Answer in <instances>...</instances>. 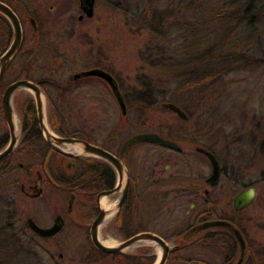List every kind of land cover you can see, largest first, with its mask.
<instances>
[{"label": "rangeland", "instance_id": "rangeland-1", "mask_svg": "<svg viewBox=\"0 0 264 264\" xmlns=\"http://www.w3.org/2000/svg\"><path fill=\"white\" fill-rule=\"evenodd\" d=\"M3 1L12 4L19 15L24 43L0 85V137L6 135L10 139L2 107L4 91L11 82L27 78L29 74L53 81L43 85L44 107L48 126L59 136L80 132L91 141L112 146L109 137L113 127L118 128L120 123H125L129 131L117 134L122 141L134 138L139 132L161 133L163 138L173 139L183 150L172 151L149 142L134 145L129 151L128 161L135 174L142 173L145 168L163 170L166 165L173 166L178 177V184L173 188L187 189L192 182L198 181L196 173H201V177L212 174L209 160L197 154V145L214 152L220 161L221 176L216 185H210V194L206 195L208 202L203 191L200 199L171 196L161 201L156 194L159 191V174L151 178L145 175L142 183L135 185L138 197L130 200L127 212L121 215L120 220L111 217L100 228L102 241L112 240V245L118 246L134 234L149 231L162 235L172 246H181V239L187 233L183 234L185 228L195 221L198 212L210 206L212 220L235 219L244 228L250 258L256 251L264 258V0H259L262 13L252 24L246 20L236 23L238 19H230L220 20L218 28L213 27L223 37L212 33L211 36L220 41L224 52L232 54L231 59L225 68L218 67L215 80L193 79L192 85L182 89H179L180 81L173 75L177 71L174 59L167 60L166 67L161 66L160 69H151L144 61L147 56L145 45L150 44L152 34L147 28H141L131 13L137 5L145 6L143 0H96L93 18L83 21H79L82 12L79 0ZM246 2L205 0L203 4L210 8L223 5L231 11L239 6L245 7ZM170 3L188 16L192 14L191 11L186 12L192 9L186 2ZM170 3L165 0L158 6L165 8ZM32 18L39 29H34ZM208 18L207 15V18L204 16L197 20L203 24ZM191 19L192 15L189 16ZM212 26L206 25L202 35L213 30ZM179 36L180 33L174 34L175 41L166 46L164 52L167 56L183 52L178 47L180 40L176 41ZM12 38L11 24L0 18V54L9 47ZM34 52L39 57L36 61L28 58ZM169 62H173L172 65ZM94 67L105 68L116 77L126 96V114H123L111 89L100 79L74 80L75 73ZM135 87L137 90L134 91ZM145 87L150 88L153 96L148 98L147 107L136 97ZM29 102L36 115L34 95L26 89L17 91L14 106L20 142L11 160L18 167V186L0 189V225L7 215L9 201L15 205L17 219L26 225L27 219L32 217L40 226L50 227L58 215L63 216L65 225L51 237H41L34 232L38 237L35 238L29 228L27 237L40 242L33 244L39 256L33 259L25 256V260L20 261L19 257L8 256L6 249L0 247V264H131L129 259L112 258L96 252L101 251L93 245L90 236L91 224L98 212L96 199L75 191L76 199L69 206L72 191L49 181L48 172L53 180L58 173L71 174L72 170L66 168L68 156L63 160L54 158L46 170L41 147L24 149L21 138L25 119L21 108L24 109L25 103ZM164 102L180 106L188 119L183 120L174 111L163 107ZM52 120L68 133L65 135L54 130ZM28 132L32 134L35 130L32 127ZM68 147L64 146L66 150ZM39 179L44 190L40 197H33V186ZM200 181L204 183V180ZM23 185L25 190H22ZM245 188H255L256 199L250 207L236 211L233 198ZM106 197L113 204L120 199L118 193ZM99 206L103 208L101 201ZM16 229L18 231L19 228ZM211 231L219 232L212 242L196 244L197 236L201 234L197 232L189 238L197 237L195 244L179 246V252L174 254L176 257L169 256L166 264H235L238 249L235 256H225L227 247L235 243L233 238L223 228ZM121 253L141 256L145 258L143 264H154L161 247L153 242H144ZM246 264L252 262L249 260Z\"/></svg>", "mask_w": 264, "mask_h": 264}, {"label": "trees", "instance_id": "trees-1", "mask_svg": "<svg viewBox=\"0 0 264 264\" xmlns=\"http://www.w3.org/2000/svg\"><path fill=\"white\" fill-rule=\"evenodd\" d=\"M161 1L165 0H143L145 6L140 7L136 4L137 6L134 8V10L131 11V13L134 16V21L139 22L141 28H147L152 34L150 44L145 45V55H147L146 58L144 57L145 63L151 69H160L161 66L163 68L166 67L165 62L167 60L174 59L175 62H173L177 65V71L173 75H175L180 81L179 89L185 88L189 84L192 85L193 79H196V81H203L206 79L215 80L214 75L218 74V67L223 66V68H225L226 62L231 59L232 54L224 52L223 46L220 41H217V39L214 40L211 36L212 33L217 34V36L223 37V34H219V30L214 31L216 28H218L216 26L220 24L218 23L220 20L228 21L230 19H238L236 23H240L242 20H246L249 24H252L254 22V19L257 16H260L262 13V7L258 6L259 0H247L245 7L239 6L233 8L231 11H228L223 5L220 7L210 8L209 6H206V4H203L205 0H166L168 3L174 1H178L179 3L186 2L187 7L192 8L189 10L187 9L186 11L192 12V14H190L192 15V19L189 20L190 15H186V13H183L184 11H181V9L179 8H177L178 12H175V10L177 9H175L173 4L171 3L165 8H159L158 4ZM12 3L15 2L12 0ZM10 5L13 7L12 4ZM210 11L212 12L211 14ZM207 15L209 18L204 21L203 24H199L197 18L200 19V17L204 16L207 18ZM210 24H213L212 29L213 27L216 28L211 31L209 30L207 34L202 35V29H207L205 26H208ZM37 29H39V26ZM176 33H180L179 39H176V41L180 40L181 43L178 45V47L180 51L183 49V52H179L178 55L167 56L165 53L166 46L171 45L175 41L174 34ZM28 58L34 59V61H36V59H38L39 57L37 56V52H34L29 55ZM14 60L12 61L8 71L13 66ZM173 62H169V64L172 65ZM28 70L29 69L27 68V71ZM27 78L37 82H42L43 85L53 82L48 77H37L35 75L31 76L29 74ZM133 89L134 91L137 90L136 87ZM145 89L146 91L143 92ZM145 89L139 90L142 94L139 93L136 95V97L138 101H142L145 107H147L148 104L146 103H148V98L153 96H151V90L149 87H145ZM29 103H25L24 109L23 107L21 108L23 118L25 119V126L23 128L24 135L21 138V142L25 144L24 149L26 150L31 147H41L43 149L45 157L43 168L48 170L50 162L54 158H57L56 155H58L59 153L53 151V149L50 148L49 144L42 136L38 127L32 103ZM142 110L144 111L145 109ZM54 121L55 120H52V126L54 130L66 135L68 131L64 128L58 127ZM32 127L35 132L31 134L28 131L31 130ZM8 140L9 139H7L6 135L0 137V150H2L7 145V143L9 142ZM48 150L55 154V156L53 154L51 155V152H49ZM16 151L18 150H15V152ZM12 155L14 154H11L9 157L0 162V189H14L18 186L16 181L18 175V167H16V165L12 162ZM94 160L95 159L92 157L78 159L76 162L77 167H75L72 172H70L71 174H67L66 172L58 173L55 180H53L50 175L48 176V178L50 179L49 181L55 185L66 187L68 191H72L74 193L76 191L87 192L89 194V192L92 193L96 189L107 187V184H105L99 176L97 178H94V175H92L91 163ZM30 167L32 166L30 165ZM82 167L84 168L83 171H81ZM107 167L108 165L106 164L104 167L105 170H107ZM128 208L129 205L127 204L115 219L120 220L121 215L124 212H127ZM15 209L16 208L14 203L9 201L7 215L4 218L5 220L3 219V224L0 225V247H4L6 249L8 256H13L14 258L19 257L20 261L25 260V256L30 259L37 258L39 256L35 246L38 245L39 242H36L37 240L35 239L37 235L32 232L35 238L31 236L32 238L30 240L27 237V233L29 234L28 231H30L29 227L21 219H17V211ZM230 222H232L235 226L239 227L243 232H245L244 228L235 219L230 220ZM16 228H19L18 231ZM25 237L28 239V241H26ZM210 240L213 241L212 238L209 239L206 236H200L196 240L197 242H195L196 244L199 242L205 243ZM181 242L183 244L180 247H183L185 243L186 245H188L187 241H184L183 238L181 239ZM179 250L180 249L177 248L173 249L170 253V257H176L175 255L179 252ZM96 252L103 256H110L112 258H119L123 260L129 259L131 264H143V260L145 259L141 256H129L121 252L112 254L98 251Z\"/></svg>", "mask_w": 264, "mask_h": 264}, {"label": "water", "instance_id": "water-1", "mask_svg": "<svg viewBox=\"0 0 264 264\" xmlns=\"http://www.w3.org/2000/svg\"><path fill=\"white\" fill-rule=\"evenodd\" d=\"M81 6L84 14L80 15V19L84 16L93 17L95 14V2L96 0H80ZM0 13L3 14L9 21L13 30V39L7 48V50L0 57V84L4 79L6 71L12 62L14 56L19 51L22 46L23 38H24V30L22 26L21 19L17 12L7 3L0 0ZM34 29H37V23L34 18L31 19ZM83 77H100L104 79L112 88L115 97L117 98L119 105L122 109L123 114L127 113L126 102L123 98V95L119 89V85L114 76L107 72L102 68H91L88 70L80 71L74 74V80H78ZM26 89L29 90L33 95L36 102V119L39 125L40 132L46 142L54 149L55 151L66 155L70 158L73 157H82V156H94L102 158L109 163H111L116 171L118 172V184L115 188L110 190L102 191L98 196V202L100 203L101 198L106 195H113L115 193L121 192V197L116 203L115 210L112 212L110 210H106L105 208H99V214L93 220L90 228V236L93 245L101 252L104 253H120L124 252V250L128 247L133 246L136 243H144V242H153L158 244L161 247V253L154 264H166L169 259L170 253L173 249L178 248V245L172 246L166 239L157 233L144 231L133 236L129 237L127 240L122 242L120 245H107L100 239V228L103 223L107 220V218L111 215V217L116 216L120 210L122 209L130 185L129 173L123 165L122 161L117 158L114 154L107 151L106 149L90 143L88 141L77 138L75 135L71 136H59L55 134L50 127H48V122L45 113L44 107V89L41 84L35 82L31 79L21 78L11 82L4 91L2 97V106L4 112V118L9 128L10 139L7 145L0 150V162L9 157L14 151L17 149L18 144L20 142V134L18 132L16 126V118H18L16 108L14 106V97L17 91ZM163 107L168 108L174 111L177 115H179L183 120L188 119V115L186 112L174 102H164L162 104ZM18 132V133H17ZM148 139L150 141H158L162 142L166 145H175L170 141H165L158 135L155 134H146L141 137L137 136L132 138L126 145L132 143L137 139ZM65 145H78L81 148V153L76 154L72 151L66 150L64 148ZM203 153H205L211 161L212 165V174L210 175L208 182L210 185L214 186L218 183L219 178L221 176V166L220 163L211 151L200 149ZM70 167V162H68V168ZM33 197H40L43 193V187L36 183L34 186ZM22 190H25V186H22ZM74 199V195L70 198L69 206H71ZM256 199V189L255 188H245L238 192L233 198V206L236 211H242L248 207H250ZM70 208V207H69ZM27 225L29 228L35 232L38 236L41 237H51L58 234L65 225V220L62 215H58L50 227H42L40 226L32 217L27 219ZM210 228H223L229 230L237 239L240 249L241 256L236 264H243L245 249H246V240L240 231V229L235 226L232 222L224 219H214L208 220L200 225H197L187 233L183 235V240H189L190 236L197 232H202L206 229Z\"/></svg>", "mask_w": 264, "mask_h": 264}, {"label": "flooded vegetation", "instance_id": "flooded-vegetation-1", "mask_svg": "<svg viewBox=\"0 0 264 264\" xmlns=\"http://www.w3.org/2000/svg\"><path fill=\"white\" fill-rule=\"evenodd\" d=\"M3 1V0H2ZM5 2V1H4ZM6 3V2H5ZM8 5H10L9 3H7ZM79 5H80V8H81V10H82V12H81V14L80 15H82V14H84V12H83V9H82V6H81V1L79 0ZM95 5H96V2H95ZM11 6V5H10ZM12 7V6H11ZM13 8V7H12ZM14 9V8H13ZM80 15H79V21H83L85 18H88V19H91V18H93V17H87V16H84L83 18H81L80 19ZM0 18H5V20L6 21H8V19L3 15V14H1L0 13ZM9 22V21H8ZM37 28H38V26H37ZM13 39V38H12ZM23 43H24V38H23ZM23 43H22V45H23ZM22 47V46H21ZM21 49V48H20ZM20 49H19V51H20ZM7 50V49H6ZM5 50V51H6ZM4 51V52H5ZM18 51V52H19ZM3 52V53H4ZM18 52L16 53V55L18 54ZM2 53V54H3ZM1 54V55H2ZM1 55H0V57H1ZM16 55L14 56V58L16 57ZM14 58H13V60H14ZM12 60V61H13ZM12 63V62H11ZM11 63H10V65H11ZM10 65H9V67H10ZM9 67H8V69H9ZM94 68H102V67H94ZM8 69H7V71H6V73L8 72ZM102 69H104V70H106L107 72H109V73H111L109 70H107V69H105V68H102ZM86 70H88V69H86ZM81 71H84V70H81ZM112 74V73H111ZM113 75V74H112ZM5 76H6V74H5ZM5 76H4V78H5ZM114 76V75H113ZM83 78H89V77H83ZM94 78H97V79H100L101 81H103L110 89H111V91H112V93H113V90H112V88L110 87V85L104 80V79H102V78H100V77H94ZM114 78L116 79V77L114 76ZM26 79H29V78H26ZM80 79H82V78H80ZM4 80V79H3ZM3 80H2V82H3ZM18 80V79H17ZM32 80V79H31ZM117 80V79H116ZM34 81V80H33ZM2 82H1V84H2ZM35 82H37V81H35ZM38 83H40L41 84V86H42V88H43V83L42 82H38ZM117 83H118V85H119V89H120V91H121V88H120V84H119V82H118V80H117ZM0 84V85H1ZM7 88V87H6ZM121 93H122V95H123V98H124V100L126 101V96L123 94V92L121 91ZM113 95H114V93H113ZM115 96V95H114ZM116 98V97H115ZM117 99V98H116ZM3 107V106H2ZM127 131H129V129H127V125L125 124V123H120L119 125H118V128H116V127H113V129H112V131H111V136L109 137V140H110V142L112 143V146L110 145H108V146H104V145H101V144H99V143H97V142H95V141H91V140H89L83 133H78V134H76V137L77 138H79V139H82V140H85V141H88V142H90V143H93V144H96V145H98V146H100V147H102V148H104V149H106L107 151H109V152H111L112 154H114L117 158H119L121 161H122V163H123V165L125 166V168H126V170L128 171V173H129V178H130V185H129V189H128V194H127V197H126V200H125V203H124V205H123V207H122V209L127 205V204H129V202H130V200L133 198V197H138L137 196V194H136V192H135V185H139L140 183H142L141 181L143 180V178H144V176L146 175V178L148 177V178H151V176L152 175H158L159 174V178H158V180H157V189H159V191L156 193L159 197H160V199H161V201H163V200H166V199H168L169 197H176L177 199H200L201 197H202V194H201V192L203 191L204 192V194H203V196H204V198H205V201L206 202H208V198L206 197V195H209L210 194V183L208 182V179H209V177L210 176H208V177H203V175H202V177H201V173H196V176H197V178H198V181L197 182H192L190 185H189V187L186 189V188H173V186L174 185H177L178 183H177V181H178V177H177V173H176V170H173V166H169V165H166L165 167H164V169L163 170H161V168L159 169V170H155L154 168L153 169H146L145 168V171L143 170V171H141L142 173H138V174H135L134 173V171H133V169H132V167L130 166V164H129V161H128V156H130L129 155V151H130V149L134 146V145H137V144H141V143H147V142H149V143H154V144H157V145H159L160 147H162V148H166V149H169V150H175V151H178V150H180L179 152H182L183 150L173 141V139H171V138H163L161 135V133H156L155 135H158L159 137H161L162 139H165V141H170V142H172V143H174L175 145H166V144H164V143H162V142H158V141H150V140H148V139H137V140H134L132 143H129L128 145H126L132 138H130L129 137V139L127 138L126 140H120V138L117 136V134L118 133H126ZM146 134H153V133H144V132H139V134L138 135H136L135 137H137V136H139V137H141V136H143V135H146ZM173 134V133H172ZM109 142V143H110ZM50 146V145H49ZM115 146V147H114ZM51 149H52V147H50ZM200 149H205V150H208V151H211V150H209V149H207L205 146H199V145H197L196 146V151H197V154H199V155H201V156H203V157H205V158H207L208 160H209V162H210V164H211V161H210V159L208 158V156L205 154V153H203L202 151H200ZM49 151V150H48ZM53 151H55L54 149H53ZM49 152H51V151H49ZM55 152H57V151H55ZM212 152V151H211ZM59 153V152H58ZM212 153H214V152H212ZM53 153L51 152V155H52ZM215 154V153H214ZM54 156H55V154H53ZM216 156V155H215ZM56 157L59 159V160H63V157H67L66 155H63V154H61V153H59L58 155H56ZM87 157H92V158H94L95 160L91 163V165H92V175H94V178H97L98 176L103 180V182L105 183V184H107V187H104V188H100V189H96V190H94L92 193H90L89 192V194L87 193V192H80V193H83L84 195H86V197L87 198H93L94 200L96 199V202H97V204H98V212H97V215L99 214V208H100V206H99V202H98V196H99V194L102 192V191H105V190H110V189H113V188H115L116 186H117V184H118V172L116 171V169H115V167L111 164V163H109L108 161H106V160H104V159H102V158H99V157H94V156H82V157H73V158H70V157H68L69 159L67 160V162H66V168L68 169V170H73L75 167H77V164H76V162H77V160L78 159H84V158H87ZM217 157V156H216ZM50 158V157H49ZM48 158V159H49ZM218 159V158H217ZM218 161H219V159H218ZM68 162H70V167L68 168ZM47 163V162H46ZM219 163H220V161H219ZM108 165V167H107V170H105V165ZM212 166V165H211ZM220 166H221V164H220ZM84 167V166H83ZM82 167V170L81 171H83L84 170V168ZM46 168V167H45ZM221 171H222V169H221ZM48 172V171H47ZM45 174H46V172H45ZM48 174V176H50V174H49V172L47 173ZM136 175V177H134L133 178V176H135ZM39 177H40V174H39ZM193 177V176H192ZM145 178V179H146ZM179 178H182L181 177V175L179 176ZM40 181H38L37 183H39V184H41V179H39ZM200 180H204V183H201V181ZM35 184H36V182H35ZM118 194H119V197H121V192H118ZM72 195H74V199L73 200H75L76 199V194L74 193V192H72L71 194H70V198H71V196ZM88 195H90V196H88ZM185 201V200H184ZM194 207H195V205L193 204V209H194ZM121 209V210H122ZM121 210H120V212H121ZM119 212V213H120ZM118 213V214H119ZM118 214L116 215V216H118ZM96 215V216H97ZM96 216H95V218H96ZM116 216H114L113 217V219L116 217ZM94 218V219H95ZM127 220L129 219V220H131V218L130 217H127L126 218ZM208 220H212V218H211V209H210V206L207 208V209H204L203 211H201V212H198L197 213V215H195V221L193 222V223H191V224H189L186 228H185V230H184V232H183V234L185 233V232H188V230H191V229H193L194 227H196L197 225H200V224H202V223H204V222H206V221H208ZM239 228V227H238ZM213 229H222V228H210V229H206V230H204V231H202L201 232V234L200 235H198L197 237H200L201 235H204V236H206L207 238H212V239H214V237L216 236V235H218V234H216V233H214V232H212L211 230H213ZM240 229V228H239ZM225 231H227V233L230 235V237L231 238H233L234 239V241H235V243L234 244H232V245H229L228 247H227V249H226V251H225V256L226 257H232V256H235V253H236V251H237V249H238V258H237V260H236V262H235V264L238 262V260L240 259V256H241V249H240V245H239V243H238V241H237V239H236V237L230 232V231H228V230H226L225 229ZM240 231L242 232V234H243V236H244V238H245V240H246V234H245V232H243L241 229H240ZM158 234V233H157ZM158 235H160V234H158ZM160 236H162V235H160ZM163 237V236H162ZM196 237V238H197ZM164 238V237H163ZM195 238V239H196ZM164 239H166V238H164ZM195 239H193V240H189V241H187V243L189 244V245H194L195 244ZM209 242H212L211 240L210 241H208V243ZM191 245V246H192ZM229 258V259H230ZM228 259V258H227ZM251 261L252 262V264H264V258H261L260 256H259V254H258V252L256 251L255 253H252L251 254V258H250V254H249V250H248V242H247V240H246V249H245V256H244V261H243V264H246L248 261Z\"/></svg>", "mask_w": 264, "mask_h": 264}, {"label": "bare ground", "instance_id": "bare-ground-1", "mask_svg": "<svg viewBox=\"0 0 264 264\" xmlns=\"http://www.w3.org/2000/svg\"><path fill=\"white\" fill-rule=\"evenodd\" d=\"M16 126H17V129H18V126H19V121H18V118H16ZM49 127V126H48ZM50 130H51V128H50ZM18 133V132H17ZM68 150L69 151H72V152H74V153H76V154H79V153H81V148H80V146H78V145H69V147H68ZM101 205L103 206V208H105L106 210H110V211H114L115 210V205L116 204H113V202H111V201H109V199L105 196V197H102L101 198ZM111 218V215L107 218V220L103 223V225L109 220ZM102 225V226H103ZM101 226V227H102ZM103 242L105 243V244H107V245H112L113 244V241L112 240H103ZM140 243H136V244H134L133 246H131V247H128V249L129 248H132V247H135V246H137V245H139Z\"/></svg>", "mask_w": 264, "mask_h": 264}]
</instances>
